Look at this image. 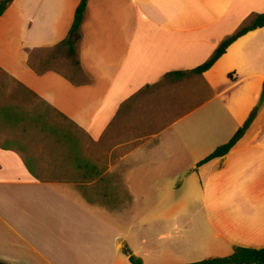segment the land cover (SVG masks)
I'll return each mask as SVG.
<instances>
[{
	"label": "crops",
	"instance_id": "obj_1",
	"mask_svg": "<svg viewBox=\"0 0 264 264\" xmlns=\"http://www.w3.org/2000/svg\"><path fill=\"white\" fill-rule=\"evenodd\" d=\"M79 2L13 0L0 16V261L126 262L109 244L125 236L120 225L133 212L88 201L81 188L113 193L120 182L131 196L127 175L138 163L163 166L145 178L159 179L161 171L168 177L180 163L187 165L185 177L192 173L203 220L194 224V244L184 226H167L161 235L171 251L179 237V247L205 259L227 257L236 247L264 249V102L256 107L264 82V27L237 38L209 70L190 73L264 13V0H87L70 56L63 42ZM176 72L186 75L166 77ZM254 109L234 147L197 166ZM54 110L94 144L113 123L118 134L130 127L144 133L121 157L127 172L111 174L113 167L92 158L100 174L71 173L70 160L55 146ZM194 134L197 139H190ZM81 147L86 153V142ZM142 252L132 249L145 264Z\"/></svg>",
	"mask_w": 264,
	"mask_h": 264
},
{
	"label": "rangeland",
	"instance_id": "obj_2",
	"mask_svg": "<svg viewBox=\"0 0 264 264\" xmlns=\"http://www.w3.org/2000/svg\"><path fill=\"white\" fill-rule=\"evenodd\" d=\"M141 135H144V133L137 132L133 134L131 127L128 129V133H123L122 131L118 134L116 124L113 123L112 127L106 132L102 140L96 143L97 145L94 144L89 136L82 140L87 144L86 155L88 158H94L98 161L101 167L103 166V168H109L110 166L113 167L111 174L118 176V174L126 173L130 167L126 161H121V157L132 149L133 145L130 142ZM190 139L196 140L197 134H194ZM117 142H129V144L125 149L117 151L114 148L117 145ZM187 159L188 161H191V155L188 156ZM186 166V164L181 163L177 166L174 165L173 172L169 173L168 177L164 176L165 171H161L159 175L162 177H159V179H151L142 177V175L148 173L157 175L160 171L159 168H163V166L152 165L145 167L143 164L139 163L135 166L133 165L132 167L134 168L131 167L130 169L132 170H130L127 175L128 187L132 194L131 196L128 193L126 184L122 185L119 182L118 187L113 184V186H115V190L112 193L113 202L110 203L109 207L116 208L124 206L127 210L129 209L133 213L127 212V214H125L126 217L124 224H119L122 228L125 227V236L121 240L118 239L109 244L111 251H115L125 260V257L127 256L124 251L126 249L131 253L132 249H140L143 251L142 258H144L146 262L145 264H187L198 262L206 258L201 254L190 252L187 247L183 248L184 244L179 247L178 243L179 245L180 243H183L182 237H179L178 239L174 238V240L172 237L171 240H173L175 247L173 251H171L168 246L164 245L165 242L163 238L165 239V235H161L165 231L168 232V230H165L167 226L177 223L179 227H185V229L182 230L185 235H187V233L193 234V237L190 239L192 244L196 241L194 224L200 219L203 220V215L199 212L198 205L200 203L197 201L198 194L195 196L192 191V183H189L192 173L188 177H185L184 172H182ZM177 172H179V174H177ZM170 184H173L174 188L166 194L165 191L168 190L167 187ZM123 187L124 189H122ZM194 191L196 192V190ZM86 192L93 201H106V199L102 198L100 195H95V192L88 193V190ZM96 216L99 217L101 214H96ZM119 225L116 229H119L120 232L122 231V228ZM130 225L136 226V228L132 231H127L128 226ZM166 238L169 239V237ZM117 241L122 245L120 250H115L117 249ZM156 241H160L162 244ZM156 245L158 246L156 247ZM153 246L156 249L152 253L151 249L154 248ZM119 264H121L120 261ZM123 264H129L128 259Z\"/></svg>",
	"mask_w": 264,
	"mask_h": 264
},
{
	"label": "trees",
	"instance_id": "obj_3",
	"mask_svg": "<svg viewBox=\"0 0 264 264\" xmlns=\"http://www.w3.org/2000/svg\"><path fill=\"white\" fill-rule=\"evenodd\" d=\"M13 0H1L0 1V16L6 11L8 5ZM87 0H80L74 14V19L69 30L68 36L66 40H64L63 45L67 47L68 53L70 56L74 55V43L75 40L79 37L78 32L81 27L84 13L86 10ZM264 27V13L256 15L247 25L243 26L239 29L235 34L226 38L221 42L218 48L213 52L212 56L201 66L195 68L190 73L192 74H202L203 72L209 70L214 63L225 53L226 49L239 37L242 35L254 31L256 29ZM186 73L184 72H176L168 74L167 78H181ZM33 99H37L35 95H32ZM256 110L254 109L243 126L237 130V132L232 136V138L225 144L218 146L212 153H210L206 158L200 161L197 166L203 165L213 159L221 158L226 155L237 143V141L243 136L245 131L248 129L250 124L255 118ZM55 117L59 119V130L56 128L55 137V146L61 148L68 160H70V172L77 175H88L93 170L98 174L100 171L97 169L95 161L86 157V153L82 150L81 142L82 137L79 133L73 132L72 128L75 127L74 124L68 121L60 113L53 111ZM85 156V158H84ZM97 170V171H96ZM104 184V181H102ZM88 190L86 187L81 188L82 195L88 200L93 201L88 195L86 191ZM95 192V195H100L102 198L106 199V201L99 202L102 205L110 206V203L113 202L112 196L113 194L108 192ZM89 193V192H88ZM111 198V199H110ZM124 249V248H123ZM126 256L128 257V261L130 264H144L142 259L133 255L128 249L124 251ZM0 264H5L0 261ZM187 264H264V249H250V248H241L236 247L233 249V252L227 256L222 258H208L198 262H192Z\"/></svg>",
	"mask_w": 264,
	"mask_h": 264
},
{
	"label": "water",
	"instance_id": "obj_4",
	"mask_svg": "<svg viewBox=\"0 0 264 264\" xmlns=\"http://www.w3.org/2000/svg\"><path fill=\"white\" fill-rule=\"evenodd\" d=\"M263 102H264V82H263L262 87H261V92H260L259 99H258L256 107L261 106V104Z\"/></svg>",
	"mask_w": 264,
	"mask_h": 264
}]
</instances>
